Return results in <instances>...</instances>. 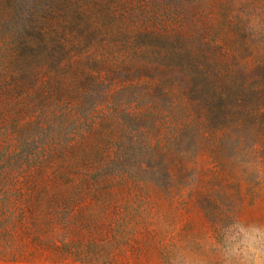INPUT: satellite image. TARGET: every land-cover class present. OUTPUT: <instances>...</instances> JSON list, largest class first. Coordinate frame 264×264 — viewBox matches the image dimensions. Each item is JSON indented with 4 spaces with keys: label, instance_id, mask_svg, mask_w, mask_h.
I'll use <instances>...</instances> for the list:
<instances>
[{
    "label": "rangeland",
    "instance_id": "1",
    "mask_svg": "<svg viewBox=\"0 0 264 264\" xmlns=\"http://www.w3.org/2000/svg\"><path fill=\"white\" fill-rule=\"evenodd\" d=\"M264 0H0V264H171L264 221Z\"/></svg>",
    "mask_w": 264,
    "mask_h": 264
},
{
    "label": "clouds",
    "instance_id": "2",
    "mask_svg": "<svg viewBox=\"0 0 264 264\" xmlns=\"http://www.w3.org/2000/svg\"><path fill=\"white\" fill-rule=\"evenodd\" d=\"M242 167L264 185V163L248 161ZM171 264H264V221L226 212L216 230L197 238L195 248H178Z\"/></svg>",
    "mask_w": 264,
    "mask_h": 264
}]
</instances>
